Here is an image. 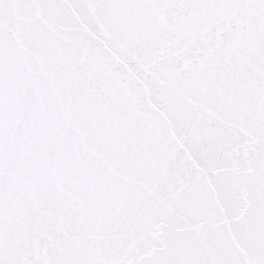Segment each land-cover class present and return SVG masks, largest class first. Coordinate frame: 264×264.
<instances>
[{"label":"snow or ice","instance_id":"obj_1","mask_svg":"<svg viewBox=\"0 0 264 264\" xmlns=\"http://www.w3.org/2000/svg\"><path fill=\"white\" fill-rule=\"evenodd\" d=\"M0 264H264V0H0Z\"/></svg>","mask_w":264,"mask_h":264}]
</instances>
